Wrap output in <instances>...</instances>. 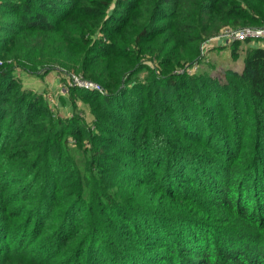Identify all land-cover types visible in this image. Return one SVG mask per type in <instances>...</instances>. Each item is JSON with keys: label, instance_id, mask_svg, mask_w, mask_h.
<instances>
[{"label": "trees", "instance_id": "16d2710c", "mask_svg": "<svg viewBox=\"0 0 264 264\" xmlns=\"http://www.w3.org/2000/svg\"><path fill=\"white\" fill-rule=\"evenodd\" d=\"M110 1L0 0V61L20 58L18 65L34 76L58 65L100 86L78 89L100 111L87 129L88 141L101 139L149 174H128L126 183L141 191L136 196L119 191V184L96 190L63 175L64 169L49 199L42 196L28 210V204L11 208L3 199L0 264H264V47L249 46L241 71L230 70L234 77L226 73L225 81L175 73L174 63L168 65L184 50L193 58L202 35L223 26L264 24V0H116L125 9L116 15L118 27L106 16ZM132 11L140 20L128 17ZM164 19L175 23V34L188 32L170 39L183 46L177 54L166 42L157 46ZM126 22L132 32L114 37ZM130 43L132 49L123 45ZM150 44L162 71H150L149 83L125 86L135 71L131 63L117 65L110 50L148 67ZM15 70L10 61L0 64V140L27 136L30 123L49 112L37 104L47 103L41 91L25 86ZM8 103L16 105L11 114ZM241 106L252 123L238 114ZM46 115L45 130L38 131L45 137L54 121ZM99 127L111 135L98 133ZM92 153L94 164L96 156H115L96 146ZM40 162L46 163L34 160L33 166ZM9 188L1 187L2 194ZM55 196L63 202L54 203Z\"/></svg>", "mask_w": 264, "mask_h": 264}, {"label": "rangeland", "instance_id": "374dc122", "mask_svg": "<svg viewBox=\"0 0 264 264\" xmlns=\"http://www.w3.org/2000/svg\"><path fill=\"white\" fill-rule=\"evenodd\" d=\"M139 1L141 4V0ZM144 3L146 4L145 7H148V5L150 6L149 2ZM124 10L125 9L121 7V4H119L118 7L116 6V0L110 1L106 15L109 17L110 26H119L117 20H115L119 16L116 15H119L120 13L123 14ZM133 15L135 19L137 18V20H140L141 16L133 11L129 12L128 17L131 18ZM162 23L165 24L166 27L162 32L159 31L155 35L158 43L157 46H159L161 42H166L167 47L170 46L175 54L184 50L179 42L176 41L174 44H171L172 41H169L172 37L183 38L185 35H188V32L183 31L181 34H175V23H171L168 19H164ZM132 27L133 26L131 25L127 27L126 22L122 27V31L114 37L131 33ZM101 36L103 35L98 31L97 37ZM114 37L110 38V40H114ZM207 38L206 35H202L198 44L197 55L195 54L196 56L194 55L193 58H190L187 51L184 50L183 57L176 56L172 62H168V65L174 63L171 68L173 72L181 74L185 73L187 76H190L193 72V75L211 74L212 76L225 81V75L226 73L229 74L230 70L241 71L244 53L249 46L259 47V43H264V40L261 39H249L237 43H224L222 41H208ZM123 45L129 47V49L133 48L132 43ZM159 51L161 54L163 53L160 48ZM118 52H120V50L113 47V50H110L109 56L113 57V60L117 65H122L124 62L131 63V67L134 69L131 70L132 74L133 71H135L133 75L130 74L127 76L128 79H126V82H123L125 86L130 87V84L138 81L149 83L151 82L149 77L150 71L153 70L155 74L162 71L158 64V58L155 56V53L159 54V52H157L156 49L154 50L153 44H150L148 50L145 51L146 58L144 59H147L150 62L148 67H142L140 61L133 60L132 63V59L130 58L125 59L119 57L116 55ZM161 57H163V54ZM166 57H168V55ZM9 61L15 66L16 70L14 74L20 75V79L25 86L34 87L41 91L42 99L47 103L37 104L39 106L44 104L49 111L45 112L53 117L54 121L51 124L46 125V127H50L52 131L50 132V136L47 137L38 132L45 130V121L48 119L46 113L39 114L40 118H38L36 125L33 122L30 123L32 126L29 129V134L27 136H24L25 132L22 137L15 140L13 135L10 136V139H5L6 136L3 135L6 143L3 147H0V213L3 214L6 211V201H3L5 198L8 202L10 201L12 203L11 208H18L22 204H28L26 210L30 209L34 202V205H36L38 199L42 196L49 199L53 194V191H56V178L59 175L62 176V171L64 169L65 173L63 175L72 174L75 177L78 176L82 179V184L84 180L87 185L93 184L96 190H101L103 187H111V185H115L116 187V185L119 184V191H136L134 194L135 196L137 195V192L141 193V191L134 189L135 187L133 183L127 184L125 180H128V174L130 173L137 175V177H141L147 176L149 172H145L144 169L142 170V166L141 171H137V168H132L136 162L134 163L131 156H127L125 152H116L113 147H104L103 145L107 143H104L101 139L92 140L91 142L88 141L85 134L88 131L87 129L90 124L93 123L94 115H100V111H98L97 105L93 100H88V98L81 95L78 91L80 87L84 86L78 85L73 81V75L77 74L73 73L72 70L62 69L58 67V65H55L53 66L54 69L47 70L45 74L34 76L28 72H24V69L18 65V63L23 61L20 58L4 59L2 62L0 61V64L3 62L8 63ZM145 62L147 63V61ZM194 63L196 64V67L194 70L190 71V68ZM27 66L32 67L34 64L27 63ZM43 69L45 71V68ZM22 72H24L23 76ZM229 75L234 77L232 74ZM203 83L205 85V82ZM89 87L90 86L85 88ZM89 89L91 91L97 90L96 88ZM198 90L199 88L196 89V91ZM199 96L203 98L205 97V94H200ZM205 99L208 101L207 97H205ZM7 107V112L11 114L12 109H14L16 105L14 103H8ZM238 109V114L250 119L248 121L252 123V119L247 114L244 106H241ZM32 115L33 117L35 116V114ZM226 115L227 113H224V116ZM7 116L4 118V121L8 119ZM77 117H79V119H77ZM18 119H20V117L14 119L13 125H15ZM28 123L29 121L26 124ZM110 124L115 123L112 122ZM243 127L244 125L240 124L236 128L241 130ZM97 130L98 133H104L103 131H105V133L111 135L109 130L101 127L97 128ZM2 131H4V129H2ZM2 140H0V145L3 143ZM124 143L129 142L122 141V144ZM94 145L96 147L104 148V150L109 153L115 154L113 157L114 160L109 156H96L99 159V163L94 164L93 161L96 159L92 153L93 150H95ZM34 160H43L46 161V163L42 166L40 162L33 166ZM113 170L114 173L111 176L110 173ZM92 176L96 177V179L91 180L90 177ZM7 177L10 179L7 180ZM4 185L10 188L9 191L3 195L1 187ZM61 185L63 186V184ZM136 187H139L138 184H136ZM141 187L144 186H140V188ZM145 195L147 198L151 196L150 192H147ZM74 197H76L75 194L73 195V198ZM88 197L89 196H86V200ZM189 199L194 198L190 197ZM101 200H103V198ZM53 202L60 204L63 200L55 196ZM83 216L85 217V214H83ZM31 226L32 222L29 225V229ZM30 247H36V245L31 243Z\"/></svg>", "mask_w": 264, "mask_h": 264}, {"label": "built area", "instance_id": "2783aa9c", "mask_svg": "<svg viewBox=\"0 0 264 264\" xmlns=\"http://www.w3.org/2000/svg\"><path fill=\"white\" fill-rule=\"evenodd\" d=\"M261 39L264 40V24L261 25H246L242 27L223 26L215 34L207 38L208 41H222L224 43H230L233 41H244V40ZM196 64L190 68V71L194 70ZM73 81L81 86L89 88H96L101 91L100 86L90 81H85L77 75H73Z\"/></svg>", "mask_w": 264, "mask_h": 264}, {"label": "crops", "instance_id": "0c3cea01", "mask_svg": "<svg viewBox=\"0 0 264 264\" xmlns=\"http://www.w3.org/2000/svg\"><path fill=\"white\" fill-rule=\"evenodd\" d=\"M259 46H262V47H264V43H259Z\"/></svg>", "mask_w": 264, "mask_h": 264}]
</instances>
